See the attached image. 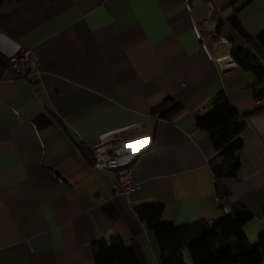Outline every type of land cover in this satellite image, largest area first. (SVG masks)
<instances>
[{
	"label": "crops",
	"instance_id": "obj_1",
	"mask_svg": "<svg viewBox=\"0 0 264 264\" xmlns=\"http://www.w3.org/2000/svg\"><path fill=\"white\" fill-rule=\"evenodd\" d=\"M263 29L264 0H0V264H97L94 242L113 235L140 264H162L138 205L161 202L177 223L224 217L220 159L196 115L222 90L242 114L264 104L252 72L217 61L233 59L220 53L225 36L264 63ZM20 47L38 62L28 82L7 69ZM166 99L183 105L171 118L153 112ZM110 134L133 148L122 157L140 184L130 193L94 165ZM242 138L238 174L222 182L255 215L244 226L254 240L264 232V110Z\"/></svg>",
	"mask_w": 264,
	"mask_h": 264
},
{
	"label": "trees",
	"instance_id": "obj_2",
	"mask_svg": "<svg viewBox=\"0 0 264 264\" xmlns=\"http://www.w3.org/2000/svg\"><path fill=\"white\" fill-rule=\"evenodd\" d=\"M218 32L225 35L222 22L218 24ZM258 41L264 47V29L258 34ZM231 56L244 71L254 74L255 80L250 84L254 98L264 103V63L245 44H234ZM182 106L180 102L166 99L153 112L171 118ZM213 106L208 112H198L196 123L210 134L217 158L220 159L212 166L217 178L219 207L224 211V207L229 205L231 212H224L225 216L220 219L177 223L164 219V204L161 202L138 205L136 212L140 220L156 235L162 264H188L185 261L186 250L190 251L193 264H262L263 261L264 232L254 240L248 238L244 226L255 215L233 196L222 179L237 176L244 145L242 133L248 118L264 110V104L252 112L242 114L222 90L214 97ZM93 248L97 264H140L135 249L127 246L120 236L98 239Z\"/></svg>",
	"mask_w": 264,
	"mask_h": 264
},
{
	"label": "built area",
	"instance_id": "obj_3",
	"mask_svg": "<svg viewBox=\"0 0 264 264\" xmlns=\"http://www.w3.org/2000/svg\"><path fill=\"white\" fill-rule=\"evenodd\" d=\"M218 41L221 45L227 46V50L223 51V53L220 52L222 55L231 51L233 47L232 42L225 36H220ZM221 58L223 57L218 56L217 61L221 68L224 69L221 64ZM27 66L33 70V68L38 67V62L30 57V51L27 48L20 47L14 54L10 55L7 69L20 75L24 82H28L30 73L24 72ZM232 66L233 68L227 69V72H234L238 69L235 60H233ZM224 72L227 73L226 70ZM132 152L133 148L125 143L121 136L116 134L106 136L93 150L94 165L102 170H113L118 175V185L116 188L118 194L130 193L132 190L140 188V184L135 180L133 167L122 160L124 155L131 154ZM224 212H231L229 205L224 207Z\"/></svg>",
	"mask_w": 264,
	"mask_h": 264
},
{
	"label": "bare ground",
	"instance_id": "obj_4",
	"mask_svg": "<svg viewBox=\"0 0 264 264\" xmlns=\"http://www.w3.org/2000/svg\"><path fill=\"white\" fill-rule=\"evenodd\" d=\"M225 50H227V46L221 45L220 52H223ZM232 62H233V59H231L230 57L221 58L222 67L224 68V70H226V72H227V69L233 68Z\"/></svg>",
	"mask_w": 264,
	"mask_h": 264
},
{
	"label": "rangeland",
	"instance_id": "obj_5",
	"mask_svg": "<svg viewBox=\"0 0 264 264\" xmlns=\"http://www.w3.org/2000/svg\"><path fill=\"white\" fill-rule=\"evenodd\" d=\"M185 261L188 264H193L192 256L189 250L185 251Z\"/></svg>",
	"mask_w": 264,
	"mask_h": 264
}]
</instances>
